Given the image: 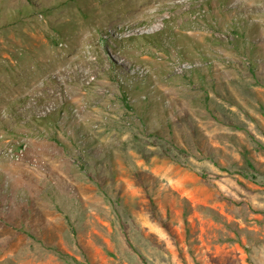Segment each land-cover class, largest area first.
Segmentation results:
<instances>
[{"label":"rangeland","instance_id":"obj_1","mask_svg":"<svg viewBox=\"0 0 264 264\" xmlns=\"http://www.w3.org/2000/svg\"><path fill=\"white\" fill-rule=\"evenodd\" d=\"M0 264H264V0H0Z\"/></svg>","mask_w":264,"mask_h":264}]
</instances>
